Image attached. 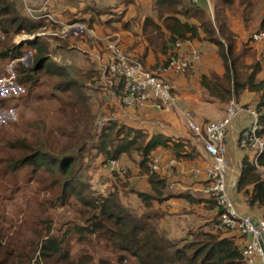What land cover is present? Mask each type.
Returning <instances> with one entry per match:
<instances>
[{"label":"trees","instance_id":"1","mask_svg":"<svg viewBox=\"0 0 264 264\" xmlns=\"http://www.w3.org/2000/svg\"><path fill=\"white\" fill-rule=\"evenodd\" d=\"M22 1H19L16 8L10 0H0V30L4 35L33 36L43 33L44 30L47 33H54L60 28L52 19L42 17L50 14L55 19L60 18L49 9V6L44 3L34 5L29 1ZM257 1L210 0L213 15L207 5L194 3L192 0H152V3L157 17L170 33L169 46L176 48L175 44L179 40L186 42L196 39L217 47V53L224 68L223 74L211 72L203 75L200 80V85L207 91L210 98L222 104H229L233 98H238L246 90L260 95V101L256 106L258 136L264 139V77L260 78L263 66L258 60L247 64L246 59L253 56L251 48L245 44L238 49L237 36L229 24L230 12L238 6L242 9L244 23L249 25L253 20ZM29 8L38 9L35 11L40 12L30 13ZM62 14L68 19H64V22L86 24L85 18L74 17L66 11ZM93 22L95 21H90L89 28L93 26ZM155 28L160 30L161 26L155 25ZM263 28L264 16L261 26L251 34L250 41H252V35ZM48 37H36L29 42L28 46L23 43L14 44L0 51V58L17 62L16 82L25 88L36 86L43 75L54 78L55 91L68 95L67 109L73 110L75 115L80 114V109L85 111L86 123L83 129L80 127L81 121L71 125V130L60 127V139L43 127L38 129L39 136L34 135L33 142L27 138L11 141L10 150L17 152L19 157L17 160L10 161L12 163L10 171L15 172L32 166L35 173L44 169L56 176L57 180L51 185L60 186L61 193L55 195L54 202L65 207L75 200L80 206L77 212L85 221L75 227L77 234L81 236L86 234L88 245L93 244L91 236L95 235L97 242L104 245L109 253L108 256L97 259L87 251L86 264H244L242 252L247 239L208 233L198 239L170 240L159 232L155 214H138L123 204L119 195L120 189H125L130 184L120 185L116 181L112 191L103 194L97 192L90 182H84L78 177L77 171L85 150L86 158L89 155L90 162H93V159H99L98 165L103 169L107 168L112 160H119L122 164L126 159V163L129 162L133 167L138 165L141 174H149L154 152L158 148L170 149L174 157L179 160L187 157L184 155L187 150L183 143L173 141L161 133L149 138V134L145 131L115 121L104 124L97 135V142H94L93 132L96 113H98L96 108L98 105L102 106L104 110L102 112L107 113L113 109L110 100L99 99L94 102L90 97L88 91L96 93L99 91L98 87L89 88L86 85L85 91L84 82L86 84L93 82L99 72L86 54H81L80 60L83 64L85 58L91 64L88 70L74 62L67 64L64 60H62L64 63L54 60L53 56L57 50L69 52L68 44L60 37L49 35ZM77 38L89 49L96 50V46L91 44L88 36ZM29 48L33 49L35 60L32 66L25 67L21 63V58ZM162 79L169 82L166 78ZM116 81L117 85L113 88V92L120 97L124 81L121 78H117ZM58 139L60 142L53 147L52 143ZM90 141H92L91 144ZM73 148L75 150L70 152ZM92 151L95 152L94 155ZM258 164L264 167V152L259 157ZM148 183L151 186L150 192H142L135 188L126 191L129 195L137 196L147 210L152 208L153 200L163 202L170 198L165 195L167 181L164 177L154 172L149 174ZM236 190L246 197L250 208L258 206L264 209V174L258 172L255 161L249 156L242 160ZM211 201L215 202L212 198ZM238 235L243 236L239 232ZM40 251L41 259L46 262H52L57 257V261L74 264L69 255V241L66 239L47 237L40 244Z\"/></svg>","mask_w":264,"mask_h":264},{"label":"crops","instance_id":"2","mask_svg":"<svg viewBox=\"0 0 264 264\" xmlns=\"http://www.w3.org/2000/svg\"><path fill=\"white\" fill-rule=\"evenodd\" d=\"M26 1L32 2L34 5L44 3V5L49 6V9L59 17L65 11L74 17H77V13H79L77 6H74V4L80 2L76 0ZM67 1L71 2L69 6ZM257 2L253 20L249 25L244 23L242 9L238 6L230 12L229 24L237 36L238 49H241L245 44H248V47L251 48L253 56H249L246 59L247 64H251L254 60L261 62L263 72L260 78L262 79L264 77V40L260 42L250 41L251 34L261 26L264 16V0H258ZM87 3L92 7L86 6V24L89 26L90 21H95L90 28L93 35H88V38L91 44L96 46V50L89 49L87 45L85 46V44L81 43L75 37L61 39L68 44V51L75 50L84 53L93 62L92 65L95 66L100 76H96L93 82H87L86 85L98 87L97 89L100 90L99 93L101 91L104 92L103 88H105V85L101 83V79L109 63L106 42L110 39L118 40L120 47L127 55L140 61L144 68L150 71L166 64L174 50L182 56H187L193 52H197L201 56L195 67L188 73L176 76L166 74L163 76L169 80L173 94L177 99V106L171 113L158 111L152 106L147 108L123 107L119 97L115 96L111 88L112 96H107L102 93L104 97H99L100 100H110L114 108L109 112L113 117L111 119H104L101 127L111 120L119 124L143 130L149 134V138L161 133L173 141L183 143L187 150L184 153L187 157L182 160L175 158L170 149L160 147L154 152L153 160L159 158L158 163L160 167H167L169 161L172 159L176 161V164L171 169V177H166L164 173H157L167 181L165 195L170 196L168 200H164L163 202L153 200L152 208H148L149 210H147L137 196L134 194L129 195L126 191L131 188L142 192H150L151 186L148 183V178L149 174H154V172L151 167L149 174H141L138 165L133 167L129 162L126 163V159L122 163L128 166V176L125 179L122 177L119 179V177H116L117 175H111L109 173L108 175L112 176L114 180L111 187H109L110 185L108 187L106 186L109 188V192L112 191L113 185L117 183L116 181L120 185L130 184L129 187L120 189L119 195L123 204L138 214H155L159 232L170 240L198 239L201 238L200 236L208 233H220L222 237L247 239V237L238 235V232L228 231L227 233H223L217 231L220 209L215 205V202L211 201L207 193L208 178L204 173L209 164V158L204 150L203 143L188 127V121L185 116L186 113L189 114L193 121L199 125H205L226 116L229 104H222L213 100L200 85V80L203 75H208L211 72L218 74H223L224 72L217 53V47L213 44L193 39L190 42L183 43L180 48H172V45H170V48L168 44L170 33L166 30L163 22L159 20L156 12L153 10L152 0H121L119 3L117 0H86ZM197 3L207 5L213 15V6L210 0H197ZM82 4H85V2ZM137 4L139 8L143 6L145 12H140L139 9L134 11L133 9L130 10V6L135 7ZM62 19L64 20L65 17L60 18L61 21H63ZM97 24L99 25L98 27ZM155 25L161 26V29L155 28ZM47 34L49 35V33ZM63 52L66 51L57 50L53 56L54 60L60 56V60L56 61L62 62L64 60L67 63ZM86 64H89V62L86 61ZM90 67L91 64H89V68H86V70L90 69ZM99 99H96V95H94V102L96 100L99 101ZM236 99L244 108L256 109L260 101V95L246 90ZM252 122L253 120L250 115L242 113L229 126L225 138L227 146L226 159L228 163L227 183L228 190L239 211L252 214L257 219H264V209L258 206L250 208L246 202V197L236 190L241 174L242 160L246 156L250 158L253 156V151L243 150L239 147V135L243 129L250 127ZM195 170H198L199 173L195 174ZM258 172L264 174V170H258ZM262 244L264 248V238H262Z\"/></svg>","mask_w":264,"mask_h":264},{"label":"rangeland","instance_id":"3","mask_svg":"<svg viewBox=\"0 0 264 264\" xmlns=\"http://www.w3.org/2000/svg\"><path fill=\"white\" fill-rule=\"evenodd\" d=\"M10 1L17 8L20 0ZM76 1L81 3L74 4L79 12L77 17L86 19V6H92L89 3L86 4V0ZM21 2L23 1L21 0ZM83 2L85 4H82ZM117 2L119 3L121 0H117ZM67 3L69 6L71 2L67 1ZM130 7V10L139 9L140 12H145V8L143 6L139 8L138 4L135 7ZM35 10H33L34 14L40 12ZM90 11L92 10L90 9ZM60 15V18H64V14ZM85 25L89 28L87 24ZM45 32L46 30L33 36L27 34L6 36L0 30V51L6 50L14 44L23 43L28 46L29 42L36 37L49 38L48 34H44ZM48 40L51 41V39ZM32 50L29 48L21 58V63L25 67L32 66L34 63L35 54ZM81 54L84 53L75 50L63 52L67 64L72 61L84 69L89 68L85 58L83 64H81ZM56 60L59 61L60 56ZM16 64L15 60L0 58V264H68L67 262L57 261V257L52 262L41 259L40 244L47 237L69 241V255L74 264H86L87 251L94 258H104L109 253L104 245L102 246L97 242L95 235L91 236L94 241L93 244L88 245L86 234L84 236L77 234L75 227L85 221L77 212L80 206L75 200H72L71 204L65 207L54 202L55 195L61 193L60 186L51 185L52 182L57 180L55 175H51L44 169L35 173L32 166L15 172L10 171V165L12 164L10 161L12 159L17 160L19 157L17 152L10 150L9 143L11 141L27 138L33 142L35 140L34 135L39 136L38 129L43 127L50 130L54 137L60 139V127L71 130V125L81 121L80 127L83 129L86 123L85 111L80 109V114L75 115L73 110L67 109L68 95L55 91L54 83L56 80L54 78L43 75L37 85L32 88L19 85L15 78ZM76 79L81 80V78ZM84 87L86 91L85 82ZM88 87L91 88L94 85ZM103 90L104 92L101 91L100 93H98L100 90L96 93L89 90L88 93L93 101L94 95H96V99H99L100 96L104 97L103 94L112 96L111 94L115 93H112L110 88L105 87ZM102 108L99 105L96 108L98 113H96V124L93 132L94 142H97V135L100 133L104 119L113 117L112 114L106 111L102 112L104 111ZM76 111H78L77 108ZM92 116L95 117L93 114ZM42 139L44 140V138ZM59 139L52 143L53 147L60 142ZM63 142L65 143V140ZM89 143L91 144L92 141ZM73 150L75 148L70 152ZM92 154L94 155L95 152L92 151ZM89 159V155L86 158L85 150L77 171L79 173L78 177L84 182H90L97 192L108 194L109 188L107 187L109 185L111 187L114 181L112 176L108 175L110 173L109 168H101L98 165L99 159H93V162H90ZM124 164L122 163L123 167L127 169L121 173V176H116L119 179L120 177L125 179L128 176L129 169ZM110 256L114 257V255Z\"/></svg>","mask_w":264,"mask_h":264},{"label":"built area","instance_id":"4","mask_svg":"<svg viewBox=\"0 0 264 264\" xmlns=\"http://www.w3.org/2000/svg\"><path fill=\"white\" fill-rule=\"evenodd\" d=\"M194 3L197 0H193ZM33 13L32 9H28ZM42 17L52 19L60 28L49 33L63 39L77 38L85 35H93V32L80 22L67 23L53 18L50 14ZM47 34V33H44ZM264 40V28L252 35L253 42ZM190 42V41H186ZM183 41H177L175 46L180 48ZM106 50L109 53V63L105 68L102 82L105 87L113 89L117 85V78L123 79L120 103L126 108H147L152 106L158 111L171 113L177 106V99L173 94L172 86L164 81V75H183L193 69L201 56L197 52L182 56L173 52L167 63L157 67L155 70H146L137 59L127 55L120 47L118 40H108ZM242 113L252 117L250 127L243 129L239 135V147L243 150L253 151V160L258 170H264L259 166L258 159L264 152V139L258 136L259 124L258 113L254 108H244L236 98H233L226 111V116L220 120L211 121L205 125L194 122L189 114H185L188 127L194 135L203 143L204 150L209 158V164L205 170L208 178L207 193L220 209L217 229L219 232H239L247 237L243 249L244 264H264V219H257L249 213L239 211L230 191L228 190L227 176L228 163L226 159L227 146L225 138L231 122ZM159 158L152 161V170L156 173H164L166 177L172 176V167L176 164L174 159L170 160L167 167H160ZM109 172L113 175H121L124 168L119 160H112L108 164ZM195 174L199 171L195 170Z\"/></svg>","mask_w":264,"mask_h":264}]
</instances>
